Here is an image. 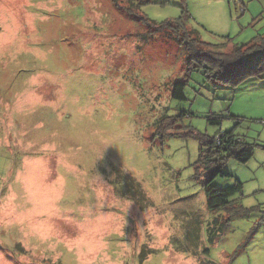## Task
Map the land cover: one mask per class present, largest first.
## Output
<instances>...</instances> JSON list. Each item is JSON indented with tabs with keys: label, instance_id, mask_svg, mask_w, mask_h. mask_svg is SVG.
Listing matches in <instances>:
<instances>
[{
	"label": "rangeland",
	"instance_id": "rangeland-1",
	"mask_svg": "<svg viewBox=\"0 0 264 264\" xmlns=\"http://www.w3.org/2000/svg\"><path fill=\"white\" fill-rule=\"evenodd\" d=\"M134 13L222 51L264 36V0H0V264H264V78L194 70L174 99L185 49ZM233 128L262 146L214 179L243 183L220 217L187 133Z\"/></svg>",
	"mask_w": 264,
	"mask_h": 264
},
{
	"label": "trees",
	"instance_id": "trees-1",
	"mask_svg": "<svg viewBox=\"0 0 264 264\" xmlns=\"http://www.w3.org/2000/svg\"><path fill=\"white\" fill-rule=\"evenodd\" d=\"M128 11L132 12L131 8H128ZM134 15H138L142 22L146 21L150 28H155L153 33L172 32L168 37L179 41L185 49L187 73L184 79L173 84L172 97L174 99H186L185 89L188 78L194 70L204 72L206 77L214 83L233 87L250 78H264V36L262 35L249 43L236 45L230 51H222L195 37L181 19L167 20L158 26H153L146 16L135 13ZM235 118L240 119L239 117ZM178 119L179 116L172 118L168 124L169 127L166 128V125L163 127L165 131H169L174 136L180 135L177 131H171L175 130L171 126ZM209 121L221 123L222 116L212 115L209 117ZM187 135L197 139L200 145L199 158L194 166L196 177L205 189L209 211L219 216L222 213L235 216L247 211L243 205L237 204L238 196L243 195L241 181L236 180L232 186L218 187L214 184V179L218 175H230L223 172V166L228 160L235 159L246 163L254 156L256 148L262 145L258 142L247 141L235 132V128L221 131L215 137L194 130L188 131ZM227 224L228 221H224L218 226L210 224V239L214 240L215 231L213 230L215 228L223 231Z\"/></svg>",
	"mask_w": 264,
	"mask_h": 264
}]
</instances>
